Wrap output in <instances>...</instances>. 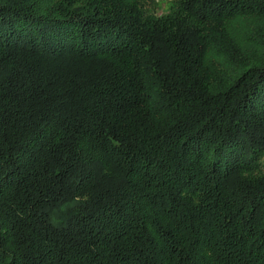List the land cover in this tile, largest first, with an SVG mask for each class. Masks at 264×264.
<instances>
[{
    "label": "trees",
    "instance_id": "trees-1",
    "mask_svg": "<svg viewBox=\"0 0 264 264\" xmlns=\"http://www.w3.org/2000/svg\"><path fill=\"white\" fill-rule=\"evenodd\" d=\"M168 3L0 0V264H264V0Z\"/></svg>",
    "mask_w": 264,
    "mask_h": 264
},
{
    "label": "rangeland",
    "instance_id": "rangeland-1",
    "mask_svg": "<svg viewBox=\"0 0 264 264\" xmlns=\"http://www.w3.org/2000/svg\"><path fill=\"white\" fill-rule=\"evenodd\" d=\"M165 3H168V0H159V4L163 6V9H164L163 11H165L169 6V3L167 5H165ZM261 116H264V115H261ZM262 206H263L262 211L264 214V204Z\"/></svg>",
    "mask_w": 264,
    "mask_h": 264
}]
</instances>
